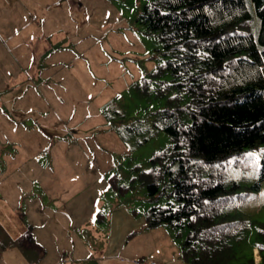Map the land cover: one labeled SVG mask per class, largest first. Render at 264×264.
Segmentation results:
<instances>
[{
	"label": "rangeland",
	"instance_id": "1",
	"mask_svg": "<svg viewBox=\"0 0 264 264\" xmlns=\"http://www.w3.org/2000/svg\"><path fill=\"white\" fill-rule=\"evenodd\" d=\"M150 1L65 0L50 19L62 23L67 41L41 60V68L50 60L51 75L33 90L25 87L13 99L16 107L0 93V157L9 141L21 143L0 173V264L5 252L11 262L13 251L25 258L40 252L13 238L21 224L29 231L31 221L50 233L41 243L48 256H37L39 264H190L181 249L185 227L145 226L150 206L176 205L165 194L151 202L146 188L150 158L171 142L164 131L153 132L151 118L174 93L160 94L171 79L169 72L154 74L166 58L162 43L138 21ZM46 21L38 20L41 27ZM23 102L33 104L35 120L22 117L25 109L11 112ZM135 126L138 133L126 130ZM229 176L242 184L256 179L232 165ZM231 208L247 221L235 245L244 253L255 241V222L264 221V180ZM253 258L260 260L257 249Z\"/></svg>",
	"mask_w": 264,
	"mask_h": 264
},
{
	"label": "trees",
	"instance_id": "2",
	"mask_svg": "<svg viewBox=\"0 0 264 264\" xmlns=\"http://www.w3.org/2000/svg\"><path fill=\"white\" fill-rule=\"evenodd\" d=\"M138 21L162 43L166 58L154 74L171 79L160 82V94L174 91L151 118L153 132L171 142L150 158L146 188L151 202L165 194L176 205L150 206L145 226L185 227L190 264H264V221L255 222L248 251L237 253L247 221L231 212L264 180V0H151ZM230 165L256 179H230Z\"/></svg>",
	"mask_w": 264,
	"mask_h": 264
},
{
	"label": "crops",
	"instance_id": "3",
	"mask_svg": "<svg viewBox=\"0 0 264 264\" xmlns=\"http://www.w3.org/2000/svg\"><path fill=\"white\" fill-rule=\"evenodd\" d=\"M65 3V0H0V70L5 73L4 79L0 81V93L5 99L12 98V101L8 100L10 107H16L13 99L20 98L21 91L25 94L26 88L33 90L34 82L40 81V78L45 79L51 63L50 60H45V65L43 64L41 68V60L50 50L67 41V35L63 34L62 23L54 21L51 23L55 11L59 12ZM40 17L47 20V27L39 25ZM33 95L36 96L35 93ZM20 108L26 110L22 117L27 116V119L35 120L33 114L37 111L33 104L23 102L18 108H10V110L16 112ZM20 145L19 141L11 140L9 145L2 148L0 173L7 167L8 158L11 160L17 158ZM30 223L29 231L27 225L21 224L22 227H19L18 233L13 235V238L26 243V246L37 247L40 252L36 254L26 252L31 256L25 258L18 251H13V262L8 260L10 254L5 252L2 255L3 264H39L37 256L39 258L48 256L47 250L41 243L48 238L46 235H50L49 231L46 229L41 231L42 227L34 226L33 221ZM56 253L54 250V255Z\"/></svg>",
	"mask_w": 264,
	"mask_h": 264
},
{
	"label": "built area",
	"instance_id": "4",
	"mask_svg": "<svg viewBox=\"0 0 264 264\" xmlns=\"http://www.w3.org/2000/svg\"><path fill=\"white\" fill-rule=\"evenodd\" d=\"M136 264H155L153 261H146V262H143V261H140V260H137L135 261Z\"/></svg>",
	"mask_w": 264,
	"mask_h": 264
}]
</instances>
